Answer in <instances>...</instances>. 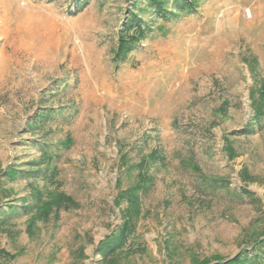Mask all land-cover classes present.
Masks as SVG:
<instances>
[{"label": "rangeland", "instance_id": "obj_1", "mask_svg": "<svg viewBox=\"0 0 264 264\" xmlns=\"http://www.w3.org/2000/svg\"><path fill=\"white\" fill-rule=\"evenodd\" d=\"M160 1L0 0V264H98L140 172L115 264H264V0Z\"/></svg>", "mask_w": 264, "mask_h": 264}, {"label": "trees", "instance_id": "obj_2", "mask_svg": "<svg viewBox=\"0 0 264 264\" xmlns=\"http://www.w3.org/2000/svg\"><path fill=\"white\" fill-rule=\"evenodd\" d=\"M155 4H157V7L161 6L160 0H152ZM177 2L181 3V1L176 0ZM129 24L132 26L134 23L129 22ZM141 33V31L139 32ZM134 36H125L124 38L121 37L119 39L118 44V50L117 52L121 51L123 47H125V44L129 42H133ZM261 98L264 99V91H261ZM225 148L228 152V155L233 157L236 155V152L234 151L231 141L229 139L225 140ZM144 161L141 160V163ZM244 173H247V169H244ZM138 180L137 182L125 189H120L118 187V192L114 201V204L116 206H119L123 201L125 202L126 206L124 209H122V217L123 221L120 225L117 226V228L111 232L110 234L106 235L102 240L99 241V243L96 246V252L100 255V260L98 261V264H115L117 257H119L120 253H124L127 251V254H131L134 252L132 249L133 247L128 246L131 242L128 241L129 238L132 236L134 232V225H135V219L139 215L140 211V191L144 190L146 185L150 182L151 178L146 174H143L140 172L138 174ZM119 184V181L117 182ZM116 183V184H117ZM77 203L70 197L69 195H66L63 192L60 191H49L47 192V196L45 199L38 198L37 203L33 205L34 207V213L31 215L30 218V224H33V222L36 219H43L45 217H48L50 212L54 210H59L62 207H76ZM251 245H260L264 242V231H257L254 230L251 232L250 237ZM125 246H128V248L125 250ZM249 248L247 246H242L240 251L235 253L232 257L223 259L219 256H214L211 259H206L203 262L199 264H251L252 261V255H249ZM125 254V255H127Z\"/></svg>", "mask_w": 264, "mask_h": 264}, {"label": "bare ground", "instance_id": "obj_3", "mask_svg": "<svg viewBox=\"0 0 264 264\" xmlns=\"http://www.w3.org/2000/svg\"><path fill=\"white\" fill-rule=\"evenodd\" d=\"M18 2V1H17ZM16 15V14H15ZM34 15V14H33ZM26 16V15H25ZM246 16H250L249 14H246ZM16 17V16H15ZM29 17V16H28ZM31 17H32V15H31ZM29 20V19H28ZM68 32V31H67Z\"/></svg>", "mask_w": 264, "mask_h": 264}, {"label": "built area", "instance_id": "obj_4", "mask_svg": "<svg viewBox=\"0 0 264 264\" xmlns=\"http://www.w3.org/2000/svg\"><path fill=\"white\" fill-rule=\"evenodd\" d=\"M249 13V12H248Z\"/></svg>", "mask_w": 264, "mask_h": 264}]
</instances>
